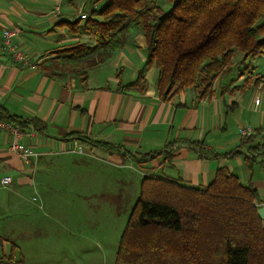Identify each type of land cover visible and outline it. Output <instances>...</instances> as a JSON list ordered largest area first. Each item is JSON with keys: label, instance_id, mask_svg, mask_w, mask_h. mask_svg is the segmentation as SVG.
<instances>
[{"label": "crops", "instance_id": "1", "mask_svg": "<svg viewBox=\"0 0 264 264\" xmlns=\"http://www.w3.org/2000/svg\"><path fill=\"white\" fill-rule=\"evenodd\" d=\"M85 1L0 0V107L24 120L37 119L45 128L39 132L29 126L35 137L20 141L40 154L29 164L9 151L10 136L0 129V180L12 178L8 187L0 185V220L48 208L51 216L45 218L63 229L66 218L74 220L79 208H88L89 200L98 197L123 213L128 194L124 197L123 189L112 191L111 183L129 186L124 170L134 164L141 169L140 193L146 177L204 189L220 168L227 167L242 185H253L260 195L259 207L264 208V85L244 89L246 75L232 85L219 82L210 99L199 101L187 88L163 101L157 90L158 70L151 68L144 91L125 89L137 81L147 59L145 37L135 28L109 62L88 72L86 81L81 73L50 77L45 68L60 51L77 44L95 45L84 22L74 25ZM95 3L91 9L101 8L104 1ZM6 30L15 31L13 43L26 61L16 60L4 46ZM262 60L252 62L254 73L264 74V67L256 65ZM249 126L255 135L244 141L240 129ZM75 142L95 157L74 158L78 154L67 149ZM94 143L117 149L105 150ZM109 172L119 175L114 179ZM55 185L68 195L52 196ZM45 226V235L54 229L59 232ZM15 230L27 235L24 227L15 225L10 231ZM2 243L9 245L6 240Z\"/></svg>", "mask_w": 264, "mask_h": 264}, {"label": "trees", "instance_id": "2", "mask_svg": "<svg viewBox=\"0 0 264 264\" xmlns=\"http://www.w3.org/2000/svg\"><path fill=\"white\" fill-rule=\"evenodd\" d=\"M102 1H107L104 7L88 10L86 20L74 23L84 22L95 45L63 49L45 68L47 75L81 73L86 81L90 70L109 62L128 42L134 28L145 37L147 59L137 81L125 89L144 91L146 73L156 68L163 101L187 88L199 101L210 99L219 82L234 84L254 60L264 58V0H170L168 11L159 0H97ZM237 54L241 58L234 62ZM263 80L264 74L247 77L243 88L264 85ZM0 119L23 130L31 125L39 132L45 129L41 121L10 115L2 107ZM260 204L253 185H242L227 167L204 189L146 177L115 264H264ZM12 263V255L0 257V264Z\"/></svg>", "mask_w": 264, "mask_h": 264}, {"label": "rangeland", "instance_id": "3", "mask_svg": "<svg viewBox=\"0 0 264 264\" xmlns=\"http://www.w3.org/2000/svg\"><path fill=\"white\" fill-rule=\"evenodd\" d=\"M95 1L96 0L85 1L86 4L82 11V15L87 13L88 10H91L90 7L96 4ZM106 3L107 1H104L99 7L102 8L103 4ZM159 5L164 11H168L172 7L170 0H159ZM240 58L241 55L237 54L234 58V62H238ZM51 60L53 59H50V61ZM256 65H258L260 69H263L264 60H262L260 64L256 63ZM247 68L248 65L246 66V71ZM252 69V66L249 67L246 73L248 78H255L256 75H258V73H254ZM73 156L76 159L95 157L88 151L86 154ZM134 165L124 170L125 176L130 179L129 186L122 187L117 182L111 183L112 191L118 189V193H121L123 189L124 197L128 194L123 213H121V211L117 213L108 206L106 199L98 197L91 201L89 200L88 208H79L78 211L80 213L76 215L74 220L66 218L63 223L66 224V227L63 226V229L59 225H50V223L54 222H52L51 219L45 218V214L51 216V211L48 208L28 217L20 215V217L14 216L4 218L0 220V257H9L12 255L14 257V264H115L121 235L127 226L133 207L140 194L139 182L140 178H142L141 169L136 164ZM109 174H111V176L114 175V179L119 175L118 172H109ZM57 194H61V196L63 194L68 195L65 188L63 189L55 185L53 194L51 195L54 196ZM36 198L38 199V197ZM79 205L80 204L76 206L79 207ZM97 205V208L100 209L94 208ZM45 224L48 227L52 226L59 228V232L54 229L51 230L50 233L48 232L49 235H45L42 233ZM15 225L24 227L27 235L21 234L19 230L11 232V228ZM31 227L33 228L32 231ZM70 229L73 235L70 234ZM30 231L31 237L29 235ZM35 231H37L39 235H37ZM59 237L61 241H58ZM3 240H6L9 245L3 246ZM14 243L16 244L15 246H13ZM21 259H23V262H21Z\"/></svg>", "mask_w": 264, "mask_h": 264}, {"label": "built area", "instance_id": "4", "mask_svg": "<svg viewBox=\"0 0 264 264\" xmlns=\"http://www.w3.org/2000/svg\"><path fill=\"white\" fill-rule=\"evenodd\" d=\"M79 19L86 20L87 17L85 14H81ZM16 35L15 31L6 30L3 35L4 46L10 49L14 53V57L18 61H26V55L24 52L13 43V38ZM256 103H260V99L256 100ZM0 129L6 131L10 136L9 151L20 155L26 163H31L32 159L40 156L38 152L33 150L30 146H24L20 143L23 138L32 139L35 137L33 130L27 129L23 130L18 126L11 125L0 119ZM33 129V128H32ZM240 137L246 141L253 135H255V129L252 127H245L240 129ZM68 152L86 154L88 148L79 142H75L70 148L67 149ZM12 183V178L10 176H4L0 180V185L3 188L8 187Z\"/></svg>", "mask_w": 264, "mask_h": 264}, {"label": "water", "instance_id": "5", "mask_svg": "<svg viewBox=\"0 0 264 264\" xmlns=\"http://www.w3.org/2000/svg\"><path fill=\"white\" fill-rule=\"evenodd\" d=\"M81 141H85V139H82ZM259 216L261 217L262 220H264V208H260L258 210Z\"/></svg>", "mask_w": 264, "mask_h": 264}]
</instances>
